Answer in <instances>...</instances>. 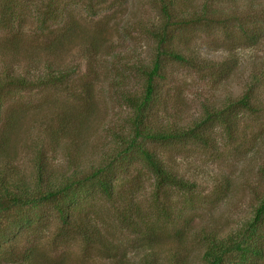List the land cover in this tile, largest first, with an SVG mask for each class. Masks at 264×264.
<instances>
[{
  "label": "rangeland",
  "instance_id": "374dc122",
  "mask_svg": "<svg viewBox=\"0 0 264 264\" xmlns=\"http://www.w3.org/2000/svg\"><path fill=\"white\" fill-rule=\"evenodd\" d=\"M8 1L15 5L21 28L12 34L0 25V69L21 71L27 66L34 67V61L49 58L61 66H79L80 76L84 71L81 49L86 37V83L91 85L86 86L89 92H86V105L84 96L76 100L70 95L75 86L83 83L77 77L66 87L13 91L4 104V118L15 123L5 152L13 155L12 163L26 177L33 172L36 145L44 147L50 167L57 172L77 167L87 170L97 165L111 151L113 135L126 128L129 108L121 93H141L143 80L137 66L148 65L154 54L149 31L158 23L155 1L115 0V6L109 8L105 4L98 8L96 16H92L80 0H64L69 12L67 9L63 12L50 35L45 30L32 35L33 30H38L35 5L44 0ZM206 1H209L211 20L183 32V39H188L199 54L200 68L192 70L173 62L166 64L167 79L159 84L165 100L157 114L160 123L167 120L186 125L202 117L204 106L220 108L226 105L242 94L246 85L252 83V74L264 65V35L254 45H249L251 43L244 41L236 27L238 21L250 24L254 17L261 20L264 0H190L191 3L173 0V3H178L179 8L181 3L185 4L183 9L192 4L199 10ZM250 4L256 8L251 9ZM67 14L80 27L70 33L64 32ZM89 40L93 50L87 52ZM48 41L57 43L52 52L44 47ZM224 42L232 48L225 47ZM259 90L263 103L262 87ZM60 108L82 117L76 127L68 124L66 134L56 133L60 140L54 148L50 135L59 128L54 117ZM223 132L217 125L207 130L205 144L186 140L153 147L169 168L195 184L191 193L172 191L168 195L167 202L173 207L170 213L172 217L178 216V220L173 227L164 220L159 222L161 230L152 248L160 264H169L168 255L178 251L179 242L172 237L178 229H186L179 251L186 254L185 263L203 264L200 259L204 247L193 237L194 231L206 229L227 233L237 228L250 217L263 194L264 181L258 170L264 166V113L240 112L233 137ZM74 139L78 146L70 143ZM72 157L77 167L71 164L67 168ZM152 189L151 175L134 160L128 174L119 176L116 181L113 204L98 192L86 197L80 207L84 222L95 235L114 243L117 248L110 253L85 244L76 235L56 238L58 222L47 210L32 212L31 217L40 218L39 228L32 235H24L19 246L22 250L35 246L45 262L142 264L147 250L140 248L142 245H137V237L117 222L116 211L133 203L142 212L151 210ZM152 213L157 218L154 211Z\"/></svg>",
  "mask_w": 264,
  "mask_h": 264
},
{
  "label": "trees",
  "instance_id": "16d2710c",
  "mask_svg": "<svg viewBox=\"0 0 264 264\" xmlns=\"http://www.w3.org/2000/svg\"><path fill=\"white\" fill-rule=\"evenodd\" d=\"M157 6L158 23L149 31L154 43V54L148 65L137 66L143 80L142 90L139 95L123 91L121 97L129 108L126 118V128L122 132L115 133L111 151L101 158V161L84 170L75 166L72 157L69 162L77 168L57 172L50 167L49 159L43 146L36 145L32 158V175H22L16 164H13V155L5 152V147L10 140V133L15 125L10 118H4V104L10 98L13 91H25L29 89H42L47 87L69 86L72 78H79L83 83L77 85L70 95L74 99L84 96L86 105V92L90 82L86 83V37L82 45L84 57V71L79 76V66L60 65L49 61L32 62L35 66L26 67L24 70L7 68L0 70V264H63L45 262L42 255L37 253L35 246L21 249L19 244L24 235H32L39 228L40 220L31 217L33 211L47 210L52 213L58 222L55 231L56 238L79 236L85 244L98 246L99 251L110 253L117 248L114 243L95 235L86 226L84 215L80 207L86 201L91 192L100 193L107 201L113 204L116 193V181L121 175H127L131 163L138 161L152 177V211L142 212L136 204H129L124 210H117L116 220L130 234L137 237L136 242L140 248L147 250L142 258V264H160L153 252L152 245L159 235L161 227L159 222L175 226L178 216L170 213L173 209L167 202L168 195L172 191L191 193L195 184L187 181L181 175L169 168L153 149L155 145L174 144L181 141H195L205 144L207 130L219 125L225 135L233 137V131L237 128V118L241 113L256 115L264 113V65L251 76L252 83L246 85L242 94L227 102L222 107H203L202 117L179 125L172 121L160 123L157 120L159 107L164 103L162 87L167 79L166 64L177 63L192 70L200 68L201 61L198 52L193 49L188 39H183V32L197 25H206L209 22V1L203 3L199 10L194 5L183 9L181 3H173V0H154ZM186 1V0H182ZM189 3L190 0H187ZM83 7L88 8L92 16H96L98 8L105 4L111 8L116 5L115 0H80ZM105 5V6H106ZM9 6V8H7ZM36 6L38 30H45L52 34L53 26L61 19L67 3L64 0H44ZM15 5L10 1H0V25L8 32L14 34L20 30L21 22L16 16ZM251 9H255L250 4ZM260 13V12H259ZM261 20L254 17L252 23L238 21L237 31L244 41L254 45L256 40L264 35V11L261 12ZM70 15L67 18L65 33L74 31L77 21ZM261 21V24L259 23ZM59 43V42H58ZM93 43L88 41L89 51L93 50ZM57 45L48 41L44 45L48 52H52ZM225 47H229L224 42ZM92 47V48H91ZM32 70V71H31ZM73 81V80H72ZM256 83V85H255ZM81 93V94H80ZM89 93V92H87ZM55 114L58 130L53 131L51 147L59 145L60 137L56 133L66 134L68 124L78 125L82 115H73L70 111L60 108ZM77 140H71L73 146H78ZM52 148L51 150L53 151ZM264 181V166L258 170ZM167 197V198H166ZM166 198V199H165ZM122 202L121 204H123ZM129 206V207H128ZM179 212V210L177 211ZM170 213V214H169ZM180 218V217H179ZM186 230V229H185ZM184 229H178L173 235L178 243V251H172L168 255L169 264H186V254H180L181 244L184 242ZM206 230V229H205ZM201 229L194 231L193 237L204 247L201 262L203 264H264V191L257 200L248 219L235 229L227 233L214 230ZM174 238V237H173ZM145 247V248H144Z\"/></svg>",
  "mask_w": 264,
  "mask_h": 264
}]
</instances>
